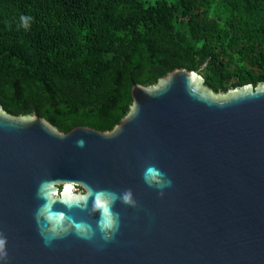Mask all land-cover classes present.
I'll return each instance as SVG.
<instances>
[{"label": "water", "instance_id": "1", "mask_svg": "<svg viewBox=\"0 0 264 264\" xmlns=\"http://www.w3.org/2000/svg\"><path fill=\"white\" fill-rule=\"evenodd\" d=\"M131 97L106 132L63 133L0 104V264H264V81L214 94L177 68ZM153 166L172 181L162 194L144 180ZM89 190L118 197L107 242Z\"/></svg>", "mask_w": 264, "mask_h": 264}, {"label": "trees", "instance_id": "2", "mask_svg": "<svg viewBox=\"0 0 264 264\" xmlns=\"http://www.w3.org/2000/svg\"><path fill=\"white\" fill-rule=\"evenodd\" d=\"M177 68L214 94L264 81V0H0V104L11 115L111 131L134 83Z\"/></svg>", "mask_w": 264, "mask_h": 264}, {"label": "clouds", "instance_id": "3", "mask_svg": "<svg viewBox=\"0 0 264 264\" xmlns=\"http://www.w3.org/2000/svg\"><path fill=\"white\" fill-rule=\"evenodd\" d=\"M21 21L23 22V26L25 28L28 27V20L29 17H20ZM83 140L77 141V146L83 147ZM144 180L149 185V187H155L158 189L161 194L165 188H170L172 186V181L168 179L163 172H161L159 169L153 167H149L145 174H144ZM88 196L94 195L95 200V208L102 209V217L103 219L101 221H98V228L101 234V239L104 241H109L113 238L115 232L118 230L119 227V218L117 215L111 213L110 211V205L115 202V200L118 198L116 194L114 193H104L99 192L93 194L91 190L88 191ZM123 202L125 203H133L131 200L130 193H126L122 197ZM64 218L63 213H49L47 216L48 220L56 219V224H59L60 219ZM39 223V221H38ZM75 228L78 230V235L81 236L83 239H92L95 235L94 231L91 229L90 226L83 224V223H77L75 224ZM61 231H65V229H60ZM42 234H43V227H42ZM58 232L56 230V227L54 226L53 229L50 230V234L45 236V244L48 245L51 240L57 238ZM3 242L0 241V244ZM6 254L0 250V261L3 260V257Z\"/></svg>", "mask_w": 264, "mask_h": 264}, {"label": "rangeland", "instance_id": "4", "mask_svg": "<svg viewBox=\"0 0 264 264\" xmlns=\"http://www.w3.org/2000/svg\"><path fill=\"white\" fill-rule=\"evenodd\" d=\"M153 2H155V0H150V3H153Z\"/></svg>", "mask_w": 264, "mask_h": 264}]
</instances>
